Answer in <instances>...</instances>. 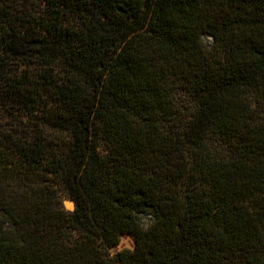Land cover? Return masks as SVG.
<instances>
[{
    "label": "trees",
    "instance_id": "1",
    "mask_svg": "<svg viewBox=\"0 0 264 264\" xmlns=\"http://www.w3.org/2000/svg\"><path fill=\"white\" fill-rule=\"evenodd\" d=\"M0 109V264H264V0H0Z\"/></svg>",
    "mask_w": 264,
    "mask_h": 264
},
{
    "label": "rangeland",
    "instance_id": "2",
    "mask_svg": "<svg viewBox=\"0 0 264 264\" xmlns=\"http://www.w3.org/2000/svg\"><path fill=\"white\" fill-rule=\"evenodd\" d=\"M202 39H203V42H204L205 46H207V47L211 46L212 40H211V38L209 36L204 35L202 37ZM0 118H27V116H20L18 113H17V115L9 114V112L1 111V109H0ZM101 150H102V152H105L106 151L105 146H102ZM61 198L63 200L64 208L66 210H68V211H73L74 202L72 200H70L64 193L61 194ZM67 201H71L72 202V206L71 207H68L66 205ZM139 221H140L141 225L144 228H147L152 223L153 217H152V215L150 213H141V214H139ZM133 245H134L133 236H131V235H123L121 237L119 245L115 249H113L112 252L117 250V249H121V248H132Z\"/></svg>",
    "mask_w": 264,
    "mask_h": 264
},
{
    "label": "bare ground",
    "instance_id": "3",
    "mask_svg": "<svg viewBox=\"0 0 264 264\" xmlns=\"http://www.w3.org/2000/svg\"><path fill=\"white\" fill-rule=\"evenodd\" d=\"M66 205H67L68 207H71V206H72V202H71V201H67V202H66Z\"/></svg>",
    "mask_w": 264,
    "mask_h": 264
}]
</instances>
